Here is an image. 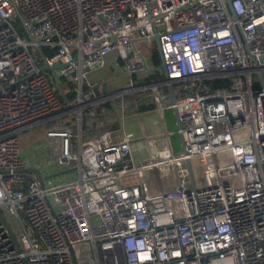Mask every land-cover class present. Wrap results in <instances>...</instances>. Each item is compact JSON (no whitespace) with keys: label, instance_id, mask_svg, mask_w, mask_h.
Returning <instances> with one entry per match:
<instances>
[{"label":"built area","instance_id":"obj_1","mask_svg":"<svg viewBox=\"0 0 264 264\" xmlns=\"http://www.w3.org/2000/svg\"><path fill=\"white\" fill-rule=\"evenodd\" d=\"M156 33L168 76L145 86L162 110L160 82L179 81L180 125L137 161L132 132L84 138L81 121L101 100L92 72L112 52L144 72L137 40ZM263 83L264 0H0V264H264ZM39 125L76 178L25 170Z\"/></svg>","mask_w":264,"mask_h":264},{"label":"crops","instance_id":"obj_2","mask_svg":"<svg viewBox=\"0 0 264 264\" xmlns=\"http://www.w3.org/2000/svg\"><path fill=\"white\" fill-rule=\"evenodd\" d=\"M137 44L139 48H141L140 45L144 48L146 46L143 39L137 40ZM144 54L148 60V68L144 72L131 75L127 73L122 68V60L117 58L116 52L108 55L107 65L104 68L92 72L91 77L100 81L95 90L101 100L100 103L83 109L81 121L84 138H89L106 129L118 127H124L127 132H132L135 137L132 141V154L137 161L148 158L153 150L168 146L163 132L166 130L175 131L178 127L175 109L166 107V104L173 101L172 94L174 97L176 96L174 86L179 81L174 83L172 89L169 84L160 82V90L164 94L162 106L165 107L162 110L156 109L157 103L152 97V88L145 84L161 81L166 77L160 65L154 63L153 52ZM135 76L136 79H140V82L135 81ZM131 79L137 87L126 90L130 86ZM68 96L71 97L72 94L69 92ZM70 125L73 129H77L75 116L72 117ZM30 129L24 130L21 133V138H26V133ZM44 141L49 144L48 139ZM170 141L175 149L181 148L182 144L177 133L171 135ZM29 142L30 140L27 146L22 144L25 170L31 175H39L31 168H39L43 175L54 172L57 166L49 164V160L46 159L45 153L40 151V147L37 148L35 144L36 148H31ZM167 181L169 180L163 179L164 184H169Z\"/></svg>","mask_w":264,"mask_h":264},{"label":"rangeland","instance_id":"obj_3","mask_svg":"<svg viewBox=\"0 0 264 264\" xmlns=\"http://www.w3.org/2000/svg\"><path fill=\"white\" fill-rule=\"evenodd\" d=\"M146 42V46L145 48L140 45V47L142 48L144 53H151L154 46H156L155 42H151V41H145ZM148 42V43H147ZM135 81L136 82H140V79H136L135 76ZM238 136H247L249 134V129L247 128H243L240 131H237ZM26 138H21V144H26V146L28 145V141L30 140L29 144L31 146V148H39L40 147V151H43V154L45 153L46 159L50 161V163L52 165H54L53 163L56 162V159L51 155L52 154V147L50 146V144H48V142L44 141L47 140L46 137V129L44 125H39V126H35L33 128H31L27 133H26ZM46 142V143H45ZM33 143V144H32ZM36 144V147H35ZM178 145V143H177ZM42 146V147H41ZM192 164H193V168L196 174L200 173L203 175V170H204V166L202 165L201 161L199 159H194L192 160ZM61 170V168H56L54 170V172ZM77 177V170H71L68 171L66 173H62L59 175H55L53 177H51L54 181L56 182H60V181H66L67 179H73ZM10 223L12 224V226H16L17 225V221L14 219L13 216H10Z\"/></svg>","mask_w":264,"mask_h":264},{"label":"water","instance_id":"obj_4","mask_svg":"<svg viewBox=\"0 0 264 264\" xmlns=\"http://www.w3.org/2000/svg\"><path fill=\"white\" fill-rule=\"evenodd\" d=\"M230 8H231V11H232L233 15L236 16V14L234 13L231 5H230ZM151 38L154 40V42L156 44V47H157V50H158V53H159V56H160L161 62H160L159 65L163 69L165 77H167L168 73L166 71L165 59H164V56H163V53H162L160 34L156 33ZM40 53L44 57V53L41 50H40ZM60 66H61L60 62H56L54 65H48L46 61H44V65H43L44 68H49L51 70H55L56 68H59ZM263 85H264V83H263ZM170 88L172 89L171 85H170ZM172 100H175V97L173 96V94H172ZM175 113H176V118H177L178 126H179L180 125V121H179V117H178V114H177L176 110H175ZM187 166H188V170H189L190 179L193 180V171H192V166H191L190 160H187ZM31 170L36 171L39 174L40 178L44 181L45 178L53 177L55 175H59V174H62V173H66L68 171L74 170V168H67L65 166H62L61 170H58L56 172H52V173L47 174V175H43L39 168H31Z\"/></svg>","mask_w":264,"mask_h":264},{"label":"trees","instance_id":"obj_5","mask_svg":"<svg viewBox=\"0 0 264 264\" xmlns=\"http://www.w3.org/2000/svg\"><path fill=\"white\" fill-rule=\"evenodd\" d=\"M51 51H52V50H49V49H45V48H44V52H45L46 54L49 53V52H51ZM152 52H153V61H154V63H155L156 65H159L160 62H161V60H160V56H159V53H158V50H157V47H156V46H154Z\"/></svg>","mask_w":264,"mask_h":264}]
</instances>
